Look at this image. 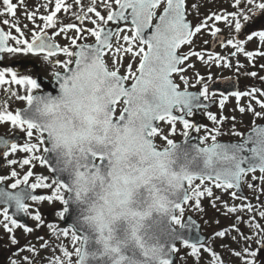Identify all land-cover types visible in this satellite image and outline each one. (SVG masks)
I'll list each match as a JSON object with an SVG mask.
<instances>
[{
    "label": "snow or ice",
    "instance_id": "obj_1",
    "mask_svg": "<svg viewBox=\"0 0 264 264\" xmlns=\"http://www.w3.org/2000/svg\"><path fill=\"white\" fill-rule=\"evenodd\" d=\"M48 2L51 3V0ZM20 3L22 4L23 0H20ZM75 3L80 5L81 0H75ZM99 3H103V6L108 9L106 17L98 11ZM114 3L118 6V10H113L109 0H99V2L98 0H89L86 10L81 6L77 12L73 11V5L67 3L66 0H55L54 10L41 16L44 23L35 25L31 40L26 38L25 32L18 26V20L5 18L0 21V24L3 25L0 26V87L8 86L4 88L7 95L15 97L19 101H26L27 104L23 111L11 110L8 100H0V123L9 122L12 128L26 133L24 137L0 135V160L9 156L15 157L16 153L22 152L25 156L20 159L7 160V164L9 166L18 164L21 168L29 166V170L22 178L15 169L10 173L14 182L9 187L15 190L23 184L25 185L24 189L9 191L0 187V204L5 205L0 210V215L3 216V221H0V224H3L10 234L11 244L18 245L19 242L14 235L16 229H22L26 233L34 231L33 227L22 222L21 216L36 221V228L43 227L46 223L39 209L33 212L27 201L37 203L58 202L61 207L54 210L58 218L65 224L70 218L72 219L71 202L64 196L65 186L60 182L58 176L60 169L53 164L56 148L52 142L51 133L44 126L38 125L31 114L38 110V105L45 102H47L46 106L51 108L53 102L67 96L76 87L78 81L91 79L93 76L91 70L97 69L112 82L111 88L113 92L117 93L111 101L112 113H114L115 106L121 99L126 105L119 121L123 122L126 117L131 119L139 112H143L145 137L149 144L153 137L161 136L166 145L173 149L181 147L169 138L170 135L176 133V124L179 122L183 126L182 135L185 137L182 146L194 153V158H202L200 163L184 177V182L174 197L171 214L167 219L168 242L163 264H175L174 257L179 251L177 242L189 248L190 255L197 261L201 258L202 252H208L211 255L209 264H223L222 258L215 249L200 236L199 225L191 217L185 222L184 213L186 207L189 206L193 207L194 210L204 211L201 204L202 198L213 197V190L212 187L208 186V182L223 191L231 190V198L241 200L240 206L235 204L229 206L225 202L226 212L252 211L255 208L251 203H244L247 198L243 196L242 184L248 174H253V180L259 179L264 184V126L255 127L241 142H219L217 137L222 134L219 125H222L227 117L220 116L218 118L216 114L208 111L212 97L217 95L210 91L209 84L206 82V80L212 79L211 75L205 78L197 73V83L202 84L199 92L188 90L187 77L180 76L185 84L183 90L174 82L172 77L174 73L186 71L182 65L191 56H196L199 60L205 61V54L202 51L190 50L188 53L181 54L178 50L183 45H191L193 37L202 29L209 27L208 21L210 20L219 21L223 19L229 28L235 32V35L230 34L229 37L224 38L218 35L221 30L215 28L214 31H211V35L217 38L213 42L214 44L218 42L222 47L231 46L234 49L233 56L242 53L250 60H254L257 55L264 56V51H248L245 48V44L253 38H258L260 44L264 46V30L250 28V23H247L264 13V0H235L237 8H242L245 4L252 7L242 12L213 13L202 19L197 25H193L187 19L186 0H114ZM0 4L3 5L0 7V16L16 17L17 4L13 0H0ZM162 4L165 6L157 18L156 10ZM44 6L47 7L48 4L46 3ZM192 8L198 13V5L193 4ZM62 10L65 13H71L75 18L74 22H64L58 16ZM89 13H95L97 19H92L88 15ZM26 14L35 24L36 12H27ZM154 18L158 20L155 24L152 23ZM85 20H90L94 25L93 28L86 30L95 38L94 44L77 42L85 38L80 35L85 31L83 27ZM121 21L125 22L124 26H120ZM242 21L246 23H242ZM109 22H113L117 26L115 28L109 27ZM128 22L131 23L132 27L127 31H131L133 35L121 36V33L125 32ZM24 27L26 28L27 25ZM36 28L39 30L36 31ZM12 29L18 35H14ZM49 29L53 30V35H49ZM70 30H75L77 33V37L71 38L70 46H61L54 40L55 35L67 33ZM242 32L245 33L244 38L240 36ZM121 39L127 46L122 44L116 46ZM10 41L14 43H10ZM72 46L75 47V50ZM61 53L68 59L65 61L53 59ZM109 53L114 55L127 53L133 57H140L138 75L132 73V66L131 64L128 65L127 71L134 80L130 87L126 86V81L129 79L128 75H121L118 68L110 70L107 66L104 57ZM3 54L40 56L43 63L53 68L61 66L64 71L53 72V81L45 84L44 77L39 74L33 77L21 73L15 66L3 65ZM207 62H215L218 66L221 63L231 66V62L226 57L215 52L207 53ZM188 67H193V65H188ZM250 75L255 77L257 74L252 72ZM9 76L10 79L7 78ZM12 85L23 86L26 94H19L11 87ZM257 93L264 96V91L255 87L245 92L234 91L231 95L237 98L238 103L242 97L248 96L264 108V101L257 99ZM220 95L222 98L219 100V108L222 110L228 96L223 93ZM137 101L140 103H136ZM201 109L205 110L207 118L214 125H218L217 127L209 129L206 125L198 124L190 119ZM245 110V107L239 108L241 113ZM247 110L253 112L255 117H264V113L256 112L251 103H249ZM157 122H166L170 126L169 132L164 133ZM202 129L206 134L197 137V142L193 143V134L200 133ZM233 134L241 135L235 131ZM209 139L211 143H208ZM41 152L43 154H40ZM167 154V152H157V155ZM37 162L39 165L49 168L54 178L49 180V177L42 173H34L33 169ZM257 170L262 174L259 178L254 175ZM33 177H35L34 182L30 183L29 181ZM8 178L0 176V184ZM196 181L199 183H195ZM248 187L252 188L253 184L249 183ZM37 189H51L52 191L48 195L36 194L35 190ZM258 190L264 191V188ZM219 199V197H215L211 201L214 208L217 207L216 201ZM13 208L15 214H10V209ZM259 216L264 218V211H260ZM238 219L240 218L238 217ZM248 225L258 233L264 232L259 223L250 220ZM47 226L53 230V235L69 236L67 226L59 229L55 222H48ZM232 227L239 232L238 227L235 225ZM194 228L195 234H193ZM226 234L227 230H219L214 235L220 238L225 237ZM38 239L43 238L39 237ZM245 239L247 240L248 237ZM258 243L261 248H264V236H261ZM28 247L33 248L34 246L28 245ZM235 255L242 258L243 264H257L256 250L244 248L235 252ZM10 264H20V262L11 261ZM51 264H59V260H53Z\"/></svg>",
    "mask_w": 264,
    "mask_h": 264
},
{
    "label": "clouds",
    "instance_id": "obj_2",
    "mask_svg": "<svg viewBox=\"0 0 264 264\" xmlns=\"http://www.w3.org/2000/svg\"><path fill=\"white\" fill-rule=\"evenodd\" d=\"M91 71V79L78 81L51 108L45 102L31 114L51 133L70 194L86 205L84 223L91 236L81 240L77 264L98 259L105 264H161L174 197L202 158L179 143L176 149L164 145L151 151L144 143L143 112L123 122L114 119L111 101L117 93L112 82L97 69ZM95 154H103L107 165L93 166ZM121 225L123 236L118 234ZM92 237L98 247L89 251ZM130 246L140 255L128 256Z\"/></svg>",
    "mask_w": 264,
    "mask_h": 264
},
{
    "label": "flooded vegetation",
    "instance_id": "obj_3",
    "mask_svg": "<svg viewBox=\"0 0 264 264\" xmlns=\"http://www.w3.org/2000/svg\"><path fill=\"white\" fill-rule=\"evenodd\" d=\"M224 5L216 7V14H223L225 12L231 13L233 11L242 12L245 9H250L251 5H243L242 8H237L235 5V0H223ZM14 3L17 4L16 9V17L13 18L11 16H0V21H2L5 18H8L10 20H18V26L21 27V29L25 32L26 38L31 40L32 37V30L35 28V25H42L44 21L41 20V16L49 14L51 10H54V3L55 0H51V3L48 2V0H23V3H20V0H13ZM67 3L73 5V11H79L80 7L83 6L86 10L89 0H81V4L77 5L75 3V0H66ZM99 2V0H98ZM110 3H112L113 10H118V6L115 5L114 0H109ZM189 0H186V9L187 13L188 11L191 12L190 8L188 7ZM48 4L47 7L44 6V4ZM164 4L160 6L156 10V16H158L162 13ZM0 7H3L2 4H0ZM36 12L35 16V24L32 20H30L27 16V12ZM98 11L101 12L102 15L105 17L108 14V9L103 6V3H99ZM189 12V13H190ZM188 13V17H189ZM89 13L88 15H90ZM58 16L64 20V22H74L75 18L71 15V13H65L63 10L61 13L58 14ZM194 16V18H193ZM190 15L189 18L193 25H197L201 22L202 19L206 17V14L202 12V7L200 8V13H196V17H198L197 20H195V14ZM211 21V20H210ZM208 21V22H210ZM157 22V19H153L152 23L155 24ZM123 21L120 22V26H124ZM242 23H246L242 21ZM250 28H255L257 30H264V13L256 16L253 18L250 22ZM27 25L25 28L24 26ZM213 25V24H212ZM0 26H3L0 24ZM112 28H115L117 25L113 22H109V25ZM218 26V27H217ZM85 31L81 33L80 35H83L85 38L81 41L78 40V43H87L91 44L95 42V38H90V34L87 33V29H90L89 27V20L84 21L83 25ZM132 27L131 23H127V28L130 29ZM215 28H219L221 32L218 34L219 36H222L224 38L229 37L230 34L235 35V32L233 29H230L228 24L225 23L223 19L219 21H215V25L209 26L208 28L202 29V31L198 34H196L193 37V41L195 42L193 48L192 46L183 45L179 49V53L184 54L188 53L190 50L195 51H202L205 54V61L199 60L196 56L195 57V64H197V71H195L194 74H188V72L183 73H174L173 79L175 82L179 85L180 89L183 90L185 88L184 82L180 79V76L183 75L187 77L188 79V90L192 92H199L202 88L201 83H197V73H199L200 76H204L207 78V76L211 75L212 79L210 81L206 82L209 84V89L212 92H215L217 95L212 97L210 102V108L208 111L213 112L218 116H224L227 117L226 120H224L222 125H219L221 128V135L217 137L219 142H232V143H238L241 142L246 138V136L252 132V130L255 127L258 126H264V117H255L253 112L248 111L247 107L249 103L252 104L256 112L264 113V108L260 107L259 104L256 103V100L251 99L248 96L242 97L239 100V103L237 102V98L232 96L231 93L234 91H250L253 87L260 89L261 91H264V67H261L264 65V56L257 55L254 60H250L247 58L244 54L238 53L237 55L233 56L232 52L234 49L231 46L222 47L220 44L213 43L217 38L211 35V31H214ZM7 30V28H6ZM36 31L39 29L36 28ZM14 35H18L15 33V30L12 29ZM49 35H53V30H48ZM133 33L131 32V36ZM121 36L123 34L121 33ZM241 38H244L245 33L242 32L240 34ZM77 37V33L75 30H70L67 33H61L60 35H55L54 40L61 46H70L71 44V38ZM207 41V43H205ZM10 43H14L11 42ZM125 45V42L121 39L119 45ZM187 46V48H185ZM73 50H75V47L72 46ZM185 48V49H184ZM245 48L248 51H264V46H262L258 40V38H253L250 42H247L245 44ZM209 52H215L219 55L226 57L228 61L231 62V66H226L224 63H221L219 66L215 62H207V53ZM3 65L7 66H15L21 73L23 74H29L33 77H36L37 74L40 76H43L44 79H47L49 81H53V72H63L64 69L61 66H56L53 68L52 66L43 63L42 57L36 56V55H23V54H16V55H10V54H3ZM115 63L114 61H108L106 59V56L104 57L105 62L109 69H115L118 68L119 72L123 75H128L129 79H133L132 75L128 73V65L131 64L132 66V73L135 75L138 73V66L140 63V57H133L130 54L124 53V54H115ZM118 57V59H117ZM54 60L58 59L60 61H65L68 59L65 55L62 53L59 54L57 57L53 58ZM183 67V65H182ZM255 72L257 75L255 77L251 76L250 73ZM192 75H194L192 77ZM10 79V76L7 77ZM128 79V80H129ZM8 86L0 87V100H8L10 102V109L11 110H20L23 107H26V101H19L16 100L15 97H11L7 95L4 91V88ZM14 90H16L19 94H26L25 89L23 86H17L12 85L11 86ZM221 93L228 96V99L224 105V108L221 110L219 108V100L222 98ZM257 99L264 101V96L260 95L259 93L256 94ZM240 107H245V111L241 113L239 111ZM235 118L234 120L232 118ZM192 121L197 122L201 125H206L207 128L211 129L213 127H217L218 125H214L212 121H210L206 114L205 110L201 109L198 112H196L193 117L190 118ZM170 129V126L165 122V133H168ZM176 133L174 135H170L169 138L176 141H183L185 140V137L182 135L183 132V126L181 123L177 122L176 124ZM240 133L241 135H235L233 132ZM206 133L202 129V131L198 134H193L192 136V142H197V137H202ZM0 135L5 137H13V136H19L24 137L26 136V133L23 131H20L18 129L12 128L9 122L0 123ZM38 135V134H37ZM208 143H211L210 139ZM166 145V142H165ZM40 154H43L42 152ZM25 156L24 153L18 152L15 154V157L9 156L6 159L0 160L2 162V166L0 167V176L9 177L6 179L2 184H0V187L5 188L9 191H15L20 188H23L25 185L21 184L17 189L13 190L9 186L14 182V178L10 177V173L13 169H15L20 177L22 178L23 175L26 174V172L29 170V166H25L24 168L19 167V165L15 166H9L7 164V160H10L12 158L20 159L21 157ZM0 162V163H1ZM41 167L39 163H36V167L33 169L34 173L38 172V168ZM45 168V167H44ZM257 178H259L262 174L257 170V172L254 174ZM35 177L30 179V183L34 182ZM195 183H199V181H196ZM253 184L252 188L248 187V184ZM208 186L212 187L213 190V197H204L201 200L202 207L204 209L202 214H205L204 216L210 218V224L209 229L205 232V234H208V243L215 249L216 253L222 258L223 264H243L242 258L235 255V252L241 251L244 248H248L250 250H256L257 256L256 261L257 264H264V248H261L258 241L260 240L261 236H264V232H257L253 228H250L248 225V222L251 220L255 223H259L262 229H264V218H261L259 216L260 211H264V191H259L258 189L264 188V184L260 182L259 179L253 180V174H248L245 182L242 184V191L243 196L247 199L244 201L245 204L251 203L255 206V208L252 211H238L236 213H230L226 212V209L224 207V203L226 202L229 206H232L233 204L240 206L241 200L239 199H232L230 196V191H223L222 189L216 188L212 185L211 182H208ZM35 191H41V189H37ZM219 197L220 199L216 201L217 207H213L211 204V201L215 198ZM258 197V199H257ZM31 201H27V203H30ZM5 207V205L0 204V210H2ZM193 208V207H192ZM190 212L186 213L189 214ZM11 214V213H10ZM196 214V212H194ZM209 216H208V215ZM184 216V218H185ZM195 216V215H194ZM238 217L240 219H238ZM197 218V217H196ZM29 219L30 226L31 219ZM198 219V218H197ZM0 221H3V216L0 215ZM201 224H204V221L201 219ZM218 221V223H217ZM23 222V221H22ZM235 225L239 228V232H237L232 226ZM219 230H227V234L225 237L217 238L214 234ZM16 231H20V229H16ZM9 233L6 231L3 224H0V264H10L11 261H18V257L20 256L19 251L20 248L17 247V245H12L11 240H9ZM15 235V233H14ZM16 236V235H15ZM245 237H248L246 240ZM177 248L179 251L177 254V261L179 264H184V254H182L181 249H186L187 247H184L179 242L177 243ZM211 260V255L208 252H202L201 258L199 261H196V264H209V261Z\"/></svg>",
    "mask_w": 264,
    "mask_h": 264
},
{
    "label": "rangeland",
    "instance_id": "obj_4",
    "mask_svg": "<svg viewBox=\"0 0 264 264\" xmlns=\"http://www.w3.org/2000/svg\"><path fill=\"white\" fill-rule=\"evenodd\" d=\"M226 1V0H225ZM198 5V13H200V8L202 7V12L206 14V17L209 15L215 13L216 7L224 5L223 0H189L188 7L190 8L191 12L190 15L193 16L195 14V20L198 19L196 17L197 11L192 8V5ZM92 19H97L95 17V13H91L89 15ZM194 18V16H193ZM215 25V21L211 20L208 22V26ZM89 27L90 29L94 27V25L89 20ZM218 27V26H217ZM123 35L131 36V31L125 30V32L122 33ZM90 38L92 36L90 35ZM195 42L191 45H188L189 47L194 46ZM187 48V46L185 47ZM184 48V49H185ZM114 53V50H113ZM113 53H109L106 55V59L108 61H114L115 57ZM118 59V57H117ZM188 65H193V67H188ZM183 67L186 68V71L188 74H194L195 71H197V64H195V57L191 56L187 61H185ZM185 71V72H186ZM194 75H192L193 77ZM133 79L127 80V82H132ZM124 104L121 103L117 106L116 114H119L123 109ZM160 127L163 129L164 133L165 131V122L160 123ZM155 144L158 147H163L165 145V140L162 139L161 136L153 137ZM43 174L44 176L49 177V180L54 178L52 176V173L44 168V166H41L38 168V172L36 174ZM44 194H51V189H41ZM67 195V190H64V196ZM29 205L31 206V210L34 212L36 209H39L40 213L42 214L44 220H45V226L36 228V221L31 219L30 226L33 227L34 231L32 233H26L24 230L20 229V231H16L15 235L18 240L17 247L21 250L19 251L20 256L18 257V261L20 264H51L53 260H59V264H65V260H69L72 262V264L77 263V256L76 254L80 250V242L81 237L76 233V231L71 227L64 224L63 221H61L58 216L56 215L55 211L56 209H60L61 205L58 202H48L44 201L42 203L37 202H30ZM190 212L191 214L195 215L199 220H203V231H207L209 229L210 224V218L204 216L205 214H202L200 211L194 210L192 207H186V211L184 213V216L186 213ZM196 212V214H194ZM208 215V214H207ZM209 216V215H208ZM48 222H55V224L58 226L59 229H63L66 226L69 228V236H56L53 235V230L50 229L47 226ZM208 228V229H207ZM39 237H42L43 239H38ZM9 240H11V237L9 235ZM28 245L34 246L33 248H29ZM182 254H184V264H196L197 259H195L192 255H190V249H181Z\"/></svg>",
    "mask_w": 264,
    "mask_h": 264
},
{
    "label": "water",
    "instance_id": "obj_5",
    "mask_svg": "<svg viewBox=\"0 0 264 264\" xmlns=\"http://www.w3.org/2000/svg\"><path fill=\"white\" fill-rule=\"evenodd\" d=\"M110 27V26H109ZM151 31V30H149ZM49 81L48 80H45L44 79V83L47 84ZM134 82V81H133ZM131 85H129L128 87H130ZM57 91H58V88H57ZM116 107V106H115ZM126 107V105H125ZM124 107V108H125ZM25 108H21V111H23ZM123 114V112H122ZM113 115V118L115 119V111L114 113H112ZM119 117L120 115L118 116V120H119ZM158 123V122H157ZM144 143L148 146V148L151 150V151H157V147H155L154 145V142H153V139H151V146L149 144V142L147 141V138H145V141ZM176 143H179V144H182L184 142H176ZM196 143V142H194ZM1 162V161H0ZM58 163V160H57V157L54 155L53 156V164L57 165ZM107 165V160L105 158V156L103 154H95L93 156V166H100V167H104ZM2 166V162L0 163V167ZM58 176L60 177V182L67 188V191H68V194H67V198L69 199V201L71 202V207L73 209V214H72V219L70 218L69 221L67 222V224H70L74 227V229L80 233L82 239L85 238L86 236H91V233L89 231V229L87 228V226L85 225L84 223V217L86 215V212H85V209H86V205L79 202V199L77 196H73L70 194L69 192V183L67 182V176H65L61 170L58 172ZM24 189V188H23ZM21 190V189H20ZM20 190H17V191H20ZM38 194V193H36ZM11 210V213L12 214H15V210L14 208L13 209H10ZM191 217L192 220H194L196 222V224L199 225V234L202 238L206 239V235H203L202 232L200 231V223L195 219L193 218L192 216H188L186 219H185V222H187V219ZM21 218L23 220H26L23 216H21ZM123 232H124V227L123 225H121L120 229H119V232L118 234L123 236ZM193 234H195V228H194V232ZM167 242H168V236L166 238V240L164 241V243L166 244V247H167ZM98 246L96 245L95 243V238L92 237L89 242H88V248H89V251H93L97 248ZM127 255L128 256H132L133 254H135L136 256H139L140 253L137 249L133 248V247H129L127 250ZM165 259V258H164ZM164 259L161 261V264L163 263ZM175 259V264H176V256L174 257ZM89 264H105V261L104 260H94V261H89Z\"/></svg>",
    "mask_w": 264,
    "mask_h": 264
}]
</instances>
